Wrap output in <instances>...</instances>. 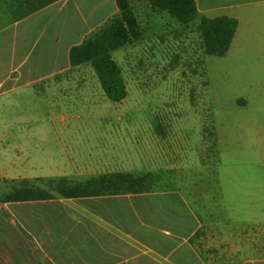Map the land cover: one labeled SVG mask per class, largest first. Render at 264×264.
Wrapping results in <instances>:
<instances>
[{"label": "rangeland", "instance_id": "rangeland-1", "mask_svg": "<svg viewBox=\"0 0 264 264\" xmlns=\"http://www.w3.org/2000/svg\"><path fill=\"white\" fill-rule=\"evenodd\" d=\"M133 6L143 38L112 52L128 91L120 102L107 98L90 64L51 75L56 68L29 50L0 66V227L8 222L22 249L2 202L19 181L3 175L15 163L71 181L149 173L154 191L179 190L197 216L218 223L210 235L263 244L264 10L241 20L216 56L204 53L196 23L144 1ZM7 240L0 232V264L7 253L9 264H23ZM22 251L33 264L34 249Z\"/></svg>", "mask_w": 264, "mask_h": 264}, {"label": "crops", "instance_id": "crops-1", "mask_svg": "<svg viewBox=\"0 0 264 264\" xmlns=\"http://www.w3.org/2000/svg\"><path fill=\"white\" fill-rule=\"evenodd\" d=\"M196 3L200 15L235 18L236 33L241 20L264 10V0ZM117 11L116 0H55L13 20L9 3L0 0V66L30 50L37 52L35 63L56 68L51 75L69 69L70 48ZM4 171L11 180L58 175L20 172L15 163ZM4 209L22 249L12 241L8 222L0 232L23 264L31 261L22 251L27 246L34 249L33 264H264V243L245 235H210L218 223L197 216L179 190L15 201ZM10 262L7 253L5 264Z\"/></svg>", "mask_w": 264, "mask_h": 264}, {"label": "trees", "instance_id": "trees-1", "mask_svg": "<svg viewBox=\"0 0 264 264\" xmlns=\"http://www.w3.org/2000/svg\"><path fill=\"white\" fill-rule=\"evenodd\" d=\"M4 1L10 5L11 19L18 20L55 0ZM133 1H144L152 11L167 13L181 24L196 23L204 53L209 55L224 56L238 27V21L225 14L216 17L200 15L196 0H116L118 11L69 51L70 68L90 64L105 95L114 102L125 99L128 91L122 67L112 52L143 38V28ZM154 190L156 185L151 174L117 171L81 181H71L66 176L49 177L43 185L22 179L3 194L2 202L136 194Z\"/></svg>", "mask_w": 264, "mask_h": 264}]
</instances>
